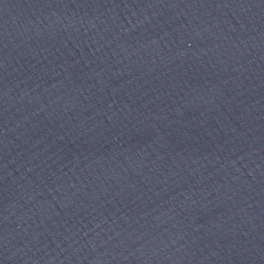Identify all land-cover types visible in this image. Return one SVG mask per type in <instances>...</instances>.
<instances>
[{"label": "water", "instance_id": "obj_1", "mask_svg": "<svg viewBox=\"0 0 264 264\" xmlns=\"http://www.w3.org/2000/svg\"><path fill=\"white\" fill-rule=\"evenodd\" d=\"M0 264H264V0H0Z\"/></svg>", "mask_w": 264, "mask_h": 264}]
</instances>
